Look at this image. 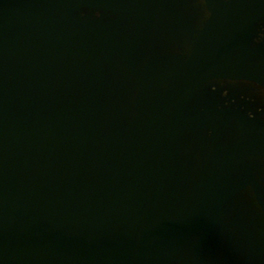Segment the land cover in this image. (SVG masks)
<instances>
[{"label":"water","instance_id":"water-1","mask_svg":"<svg viewBox=\"0 0 264 264\" xmlns=\"http://www.w3.org/2000/svg\"><path fill=\"white\" fill-rule=\"evenodd\" d=\"M163 1L0 0V242L8 244L0 264H184L180 255L198 234L192 260L203 264L202 250L207 244L214 251L217 232L233 236L231 225L243 232L241 219L229 220L228 204L255 178L234 182L228 169L243 167L240 158L264 156V127L239 107L207 104L205 89L222 78L264 87V42H255L264 0H206L202 27L204 12L195 3ZM108 9L135 11L130 40L119 34L117 19L99 17ZM190 32L192 50L174 71L136 64L160 50L163 35L182 45ZM77 53L80 75L48 72L68 64L59 55ZM112 61L139 86L126 106L119 104L121 85L115 99L105 87L109 71L101 63ZM71 78L79 85L75 95L54 94V81ZM28 88L46 93L39 98ZM28 104L48 108L31 117ZM119 112L130 119L108 130ZM226 114L236 117L238 132L222 138ZM200 127L211 130V152L194 187L183 192V136ZM101 165L113 172L108 188L87 192L90 171ZM108 212L115 220L100 232L96 224ZM127 213L137 218L129 228Z\"/></svg>","mask_w":264,"mask_h":264},{"label":"rangeland","instance_id":"rangeland-1","mask_svg":"<svg viewBox=\"0 0 264 264\" xmlns=\"http://www.w3.org/2000/svg\"><path fill=\"white\" fill-rule=\"evenodd\" d=\"M125 2V4L132 5L134 0H120ZM159 1V0H156ZM167 5L172 2H178V0H164ZM183 2H193L196 6V9L199 8L200 11L204 12V17L201 18L202 22L199 23L198 26L202 27L206 22L209 11L206 8V0H183ZM183 7V5H182ZM190 8V6H188ZM100 14V13H98ZM207 16V17H206ZM99 17H104L105 20L117 19L119 22V34L122 37L128 38L130 32L133 30V19L136 17L135 11H125L119 9V12H115L114 10L108 9V11L102 10ZM196 33L190 32L185 38V42L182 45H178L175 39L167 37V34L163 35L162 42L157 43L160 50L154 53L145 54L141 59L136 63L139 66H150L158 67L160 72H171L179 67L181 61L186 59V57L191 52L192 46V38ZM185 36V34H184ZM124 38V39H125ZM130 40V39H129ZM128 40V41H129ZM126 41V39L124 40ZM255 42H264V19L261 20L258 24V31L255 37ZM191 45V46H190ZM104 70H108V76H104V82L106 90L109 91V95L112 96L113 99L120 95V88L123 89V99L119 102L120 105L126 106L127 100L126 96L128 93L132 94L133 100L138 91L137 80L133 77L132 74L128 71V69L123 65L116 63L115 61L109 62L107 64L101 63ZM165 83L162 84L165 87ZM76 92L79 86H76ZM209 88L205 89V97L210 100L207 104H210L213 107H222V106H236L240 109L246 111L252 121L255 120L259 125L264 127V87L258 83L251 82L244 79H232V78H222L216 79L209 83ZM122 92V91H121ZM98 97V95H96ZM99 98V97H98ZM100 100V98H99ZM24 100L20 102L23 103ZM102 107L107 108L110 105V102L107 100V96L102 93ZM30 105V104H28ZM52 105V104H51ZM112 107L109 106L108 111ZM48 107L40 109L39 105H30L29 109L25 111L26 115L31 117L38 116L42 111H45ZM47 111V110H46ZM106 114V111H104ZM115 111H113V115ZM116 118V117H115ZM106 119V122H113L110 118H106L104 116L101 117V121ZM130 118L126 116V114L121 115L119 112V118L115 121V123L111 124L112 127L108 128L111 130L117 126H121L126 123ZM221 130L220 136L225 138L230 135H236L238 132V123L236 117L226 114L221 118ZM229 126L227 130L225 127ZM211 130L208 127H200L195 129L194 131H187L184 137H187L182 142L184 148L186 149L185 154L186 157L181 160L179 175H181V179H179L177 186L182 187L181 191L187 192L194 187L195 180L199 174L201 169V164L204 160L209 156L211 152V140H210ZM243 133L240 132L237 136H241ZM239 160L244 161V165L235 167L234 165L228 169V173L230 177L234 180V182H243L248 176L252 175L254 178L261 177L264 181V156L254 155L252 157H243ZM237 159V161H239ZM236 163V162H235ZM249 167V168H248ZM112 170L107 166H96L90 171L89 181L86 184V190L89 191H102L108 188L109 180H112ZM264 187H260V185H256L255 183L249 184L241 191H239L232 200L229 202L230 204L236 203L239 206V210L233 207L231 209L233 217H230L231 223L234 221L240 222L239 218L248 217L249 220L251 218H255L256 212L254 208L251 207V191L261 194L264 193ZM130 202V199L126 201ZM236 206V207H237ZM128 208L127 210H130ZM125 211V210H124ZM130 212V211H127ZM116 212L115 214H117ZM125 214V212H124ZM112 215L110 212L102 215L99 224H96L95 228H98V231L103 230H111L110 226L112 221L115 219H110ZM247 219V218H246ZM257 218L254 223L257 222ZM127 222V219L125 220ZM244 223V221H242ZM111 223V224H110ZM235 223V222H234ZM232 229L233 236H222V233H216V239L212 240L214 251L211 252L208 249V245L206 244L202 250V263L203 264H264V228H257V236L254 237L251 235L250 237H246L243 232L236 228L235 226H230ZM259 234H262L259 236ZM108 237V236H106ZM199 234L192 237L193 243L192 246H187L184 251L181 253V259L185 262L184 264H193V248L196 243L195 240H198ZM253 240V241H252ZM209 242V241H208ZM210 244V243H209ZM44 255L50 256L51 253L48 251H43ZM54 260V262L59 263Z\"/></svg>","mask_w":264,"mask_h":264},{"label":"flooded vegetation","instance_id":"flooded-vegetation-1","mask_svg":"<svg viewBox=\"0 0 264 264\" xmlns=\"http://www.w3.org/2000/svg\"><path fill=\"white\" fill-rule=\"evenodd\" d=\"M66 49H70V46L66 45ZM60 57V55H59ZM74 55H66V56H62L61 61L68 63L66 65H52L49 67V71L48 72H52V74H55V72L57 73H68L71 71V69L73 68L74 65ZM70 64V65H69ZM255 64H253L254 67ZM67 66V67H65ZM70 67V68H69ZM37 73V72H36ZM70 74L67 75V77H69ZM72 80V78H71ZM62 82H66L69 81V79L66 80H60ZM60 85V82L58 84L55 85L54 88L58 89ZM50 88V86H48V89ZM74 91L72 90L71 94L68 92V94L73 95ZM254 183L256 185H260V187H264V181L263 179H261V177H255V181ZM264 190V189H263ZM252 194V198H251V207L254 208L255 212H256V216L255 218H251L249 220L248 217L246 218H239L241 219V223L245 224V226L243 227V233L246 237H250L251 235H253L254 237L257 236V228L258 227H262L264 228V193L258 194L256 193V190H254V192L251 191ZM236 203L232 204V207L236 208L237 210H239V206H237ZM256 218L258 219L256 223L255 220ZM244 221V223L242 222ZM262 234H259V236ZM253 241V240H252Z\"/></svg>","mask_w":264,"mask_h":264},{"label":"bare ground","instance_id":"bare-ground-1","mask_svg":"<svg viewBox=\"0 0 264 264\" xmlns=\"http://www.w3.org/2000/svg\"><path fill=\"white\" fill-rule=\"evenodd\" d=\"M92 40H96L95 38H92ZM70 43H72L73 44V42H70ZM78 55H75L74 56V65H73V68H72V76L73 75H80V69H79V67H80V65H79V63L80 62H82L81 60H80V57L79 56H82L80 53H77ZM60 58H62V56L60 55ZM60 61H61V59H60ZM24 66H27V67H30L31 66V64H24ZM32 66H34V65H32ZM251 67H253V64L251 65ZM33 69V68H32ZM71 72V71H70ZM35 73H36V71H35ZM60 82V85H59V87H58V89H56V88H53V91H54V94H56V95H62V94H68V92L71 94V92H72V90L74 91V93H73V95H75L77 92H76V87H75V85H76V82H75V80L72 78V80L70 81H66V82H62V81H60V80H56V81H54V83H53V87H55V85L56 84H58ZM79 82V81H78ZM76 86H79V85H76ZM29 89V92H33V90L35 91V89H32V88H28ZM49 91L52 93V89H51V87L49 88ZM36 92V91H35ZM38 95H39V98H43V94L42 93H46L44 90H42L41 88H40V90L38 89V91L36 92ZM150 100H154V98H151ZM46 129H47V131H53V129H51V128H49V127H43V130L44 131H46ZM259 133H264V130H261V131H259ZM166 137H167V135H165ZM165 138V137H164ZM162 140V139H161ZM156 145H157V143L156 144H154L153 145V148H155L156 147ZM159 147V143H158V145H157V148ZM152 150V149H151ZM150 150V151H151ZM144 155H145V161H147L148 160V149L147 148H145L144 149ZM98 199H101V197H99V198H96L95 200H97V201H99ZM125 212V211H124ZM128 215H127V217H126V219H127V222L126 223H128V225H127V227L126 228H129L131 225H133L135 222H136V220H137V218H135V220L134 219H131V217L129 216V213H127ZM89 222H90V220H89ZM21 225V224H20ZM15 227V226H14ZM16 228L17 229H20L21 228V226H19V224H17L16 225ZM25 232H30L31 230H30V228H27L26 230H24ZM24 231H22L23 233H24ZM23 233H20V234H23ZM8 244L7 243H5V242H0V250L1 249H5V247L7 246ZM69 258H72V257H69ZM81 264H83V263H81ZM93 264H95V263H93Z\"/></svg>","mask_w":264,"mask_h":264}]
</instances>
